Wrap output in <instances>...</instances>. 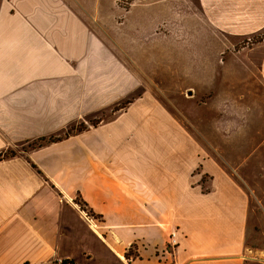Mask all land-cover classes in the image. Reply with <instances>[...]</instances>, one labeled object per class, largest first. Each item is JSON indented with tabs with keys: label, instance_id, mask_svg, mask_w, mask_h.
<instances>
[{
	"label": "crops",
	"instance_id": "crops-1",
	"mask_svg": "<svg viewBox=\"0 0 264 264\" xmlns=\"http://www.w3.org/2000/svg\"><path fill=\"white\" fill-rule=\"evenodd\" d=\"M196 1L216 35L264 33V0ZM66 6L0 0V152L16 151L0 160V264H264L248 240L251 192L150 93L62 135L98 91L88 30ZM252 49L239 80L256 65L263 96L264 42ZM50 136L61 138L24 148Z\"/></svg>",
	"mask_w": 264,
	"mask_h": 264
},
{
	"label": "rangeland",
	"instance_id": "rangeland-1",
	"mask_svg": "<svg viewBox=\"0 0 264 264\" xmlns=\"http://www.w3.org/2000/svg\"><path fill=\"white\" fill-rule=\"evenodd\" d=\"M66 2L73 11L72 24H82L78 29L88 30L89 39L98 44L94 50L90 42L85 54L90 59L87 71L96 73L89 83L98 91L85 98L89 112L79 115L62 135L111 119L150 93L251 192L248 240L264 251V95L256 65L248 66L249 80H239L242 62L256 58L252 48L264 42V33L216 35L200 16L196 0ZM246 84L248 96H243ZM246 115L250 123L242 126ZM210 136L221 144L209 145ZM51 137L61 138L35 140L24 148ZM75 202L87 217L93 216L80 198Z\"/></svg>",
	"mask_w": 264,
	"mask_h": 264
},
{
	"label": "built area",
	"instance_id": "built-area-1",
	"mask_svg": "<svg viewBox=\"0 0 264 264\" xmlns=\"http://www.w3.org/2000/svg\"><path fill=\"white\" fill-rule=\"evenodd\" d=\"M177 244H178L177 232L174 231L171 233V237H170V241L168 242V246L169 247H175V246H177ZM53 264H66V262H65V260L58 259Z\"/></svg>",
	"mask_w": 264,
	"mask_h": 264
},
{
	"label": "trees",
	"instance_id": "trees-1",
	"mask_svg": "<svg viewBox=\"0 0 264 264\" xmlns=\"http://www.w3.org/2000/svg\"><path fill=\"white\" fill-rule=\"evenodd\" d=\"M43 139H45V138H40L39 140H43ZM57 139L58 138L55 139V138L51 137L49 140L50 141H56ZM39 145H41V144H39ZM15 155H16V151L15 150H6V151H3V152H0V160H2L4 158H7V157H14ZM82 202L85 204L84 201H82Z\"/></svg>",
	"mask_w": 264,
	"mask_h": 264
}]
</instances>
